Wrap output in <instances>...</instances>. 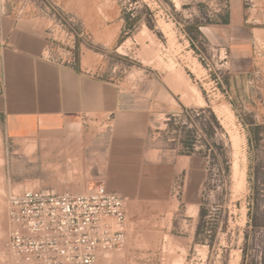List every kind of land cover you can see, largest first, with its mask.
<instances>
[{"label":"rangeland","instance_id":"374dc122","mask_svg":"<svg viewBox=\"0 0 264 264\" xmlns=\"http://www.w3.org/2000/svg\"><path fill=\"white\" fill-rule=\"evenodd\" d=\"M242 2L250 24L264 27V0ZM0 5L45 35L52 60L116 87L162 89L158 101L167 109L152 118L151 143L205 165L200 194L189 190L191 179L182 174L165 196L129 198L126 242L98 264H264V41L257 39V66L246 80L238 73L245 65H233L230 49L204 33L224 20L229 0ZM109 128V121H89L38 141L7 139L0 128V264H25L7 246L10 196L35 189L86 191L99 181ZM52 140L71 142L62 146L68 152L42 157L38 142Z\"/></svg>","mask_w":264,"mask_h":264},{"label":"crops","instance_id":"0c3cea01","mask_svg":"<svg viewBox=\"0 0 264 264\" xmlns=\"http://www.w3.org/2000/svg\"><path fill=\"white\" fill-rule=\"evenodd\" d=\"M226 13L224 20L204 27V33L215 45L230 49L233 65H245L238 73L248 80L257 66L255 44L257 39L264 41V27L250 24L242 0H229ZM0 39L5 44L0 51V128L7 139L38 141L45 133L109 121L105 163L98 174L109 190L128 199L165 196L173 178L185 174L191 179L189 190L201 193L205 165L200 159L158 150L151 143L152 118L167 109L158 101L162 89L116 87L52 60L45 35L21 24L1 5ZM70 143L38 142L42 157L56 159L67 151L62 146ZM158 155L163 156L161 161Z\"/></svg>","mask_w":264,"mask_h":264},{"label":"built area","instance_id":"2783aa9c","mask_svg":"<svg viewBox=\"0 0 264 264\" xmlns=\"http://www.w3.org/2000/svg\"><path fill=\"white\" fill-rule=\"evenodd\" d=\"M0 39V51L4 47ZM128 197L96 181L82 193L27 190L8 200L10 254L25 264H98L126 242Z\"/></svg>","mask_w":264,"mask_h":264},{"label":"bare ground","instance_id":"6f19581e","mask_svg":"<svg viewBox=\"0 0 264 264\" xmlns=\"http://www.w3.org/2000/svg\"><path fill=\"white\" fill-rule=\"evenodd\" d=\"M262 36V35H261ZM258 37H259V35H258ZM165 49V48H164ZM171 50H172V48H171ZM156 53V52H155ZM158 53V52H157ZM157 57V56H156ZM159 58V57H158ZM159 60V59H158ZM171 68V67H170ZM199 98V97H198ZM198 101V100H197ZM190 104V103H189ZM213 106V105H212ZM229 107V106H228ZM226 109V108H225ZM224 110V109H223ZM216 112V111H215ZM218 112V111H217ZM228 114V113H227ZM225 116V115H224ZM218 117V116H217ZM220 117V116H219ZM229 118V117H228ZM219 119H221V118H219ZM225 119V118H224ZM228 121H229V119H228ZM227 121V124L228 123H230V122H228ZM225 122H226V120H225ZM236 123V122H235ZM231 126H232V124H231ZM231 128V127H230ZM227 129V128H226ZM232 131V130H231ZM233 132H235V131H233ZM238 132V131H237ZM233 134V133H232ZM235 134V133H234ZM28 141V140H27ZM240 141V140H239ZM35 142V141H34ZM245 142V141H244ZM32 143V142H31ZM234 144V143H233ZM237 146V145H236ZM243 146V145H242ZM245 146V145H244ZM35 149H36V144L35 143H33V144H31V151H35ZM238 150V149H237ZM241 151V150H240ZM243 151V150H242ZM68 152V151H67ZM71 152V151H70ZM236 152V151H235ZM233 155H234V153H233ZM68 156V155H67ZM74 157H75V155H74ZM234 158V157H233ZM79 159V158H78ZM182 159V158H181ZM74 160V159H73ZM237 160V159H236ZM235 161V160H234ZM233 162V161H232ZM234 163V162H233ZM237 163H238V161H237ZM181 166H182V164H181ZM187 166V165H186ZM236 166H237V164H236ZM245 166H246V164H245ZM234 168V167H233ZM235 170V169H234ZM245 170V169H244ZM236 176V175H235ZM1 179V178H0ZM239 179V178H238ZM3 183V182H2ZM3 185V184H2ZM4 186V185H3ZM1 192V191H0ZM192 206V205H191ZM190 207V206H189ZM191 210H193L192 212H196V209H195V207H192V209H191V207H190V209H189V212L191 211ZM194 212V213H195ZM171 239V238H170ZM190 240V239H189ZM169 241V240H168ZM172 243V242H171ZM179 243V242H178ZM169 244V243H168ZM175 244V243H174ZM184 250V249H183Z\"/></svg>","mask_w":264,"mask_h":264}]
</instances>
